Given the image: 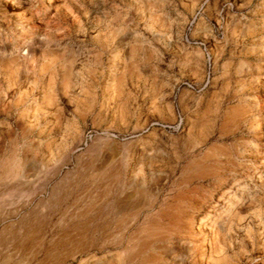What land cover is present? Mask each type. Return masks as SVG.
<instances>
[{
    "label": "rangeland",
    "instance_id": "1",
    "mask_svg": "<svg viewBox=\"0 0 264 264\" xmlns=\"http://www.w3.org/2000/svg\"><path fill=\"white\" fill-rule=\"evenodd\" d=\"M0 264H264V0H0Z\"/></svg>",
    "mask_w": 264,
    "mask_h": 264
}]
</instances>
